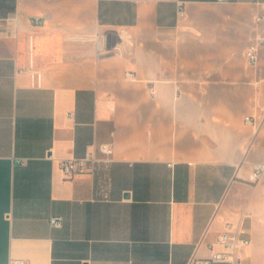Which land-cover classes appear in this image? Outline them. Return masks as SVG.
Here are the masks:
<instances>
[{
    "label": "crops",
    "instance_id": "0c3cea01",
    "mask_svg": "<svg viewBox=\"0 0 264 264\" xmlns=\"http://www.w3.org/2000/svg\"><path fill=\"white\" fill-rule=\"evenodd\" d=\"M262 17L264 0H0V264H188L226 222L264 264Z\"/></svg>",
    "mask_w": 264,
    "mask_h": 264
},
{
    "label": "built area",
    "instance_id": "2783aa9c",
    "mask_svg": "<svg viewBox=\"0 0 264 264\" xmlns=\"http://www.w3.org/2000/svg\"><path fill=\"white\" fill-rule=\"evenodd\" d=\"M185 10L183 7L179 9V16H185ZM264 17L259 18L258 21H262ZM264 39H259L257 43L251 45L247 51V58L251 65H256L259 59V49L263 45ZM133 77V74H129ZM247 122L256 126L254 120L250 117L246 118ZM101 151L112 156L114 149L108 144H103L100 147ZM94 153L89 152L83 158L65 159L59 162V165L63 172L68 176L75 174H83L88 170V164L90 162H97ZM106 161H108L106 159ZM260 181H264V162L258 163L254 166L252 173L248 178V182L257 184ZM50 225L53 227H59L62 224L61 217H52L50 219ZM244 230L239 222H226L224 229L219 233L216 242L209 245L210 254L208 257L198 258L193 256L188 264H242L244 259V251L251 245V240L243 236ZM9 264H25L22 260H12Z\"/></svg>",
    "mask_w": 264,
    "mask_h": 264
}]
</instances>
